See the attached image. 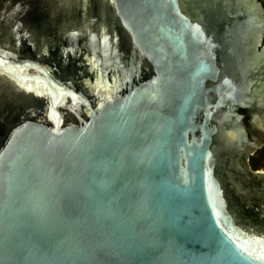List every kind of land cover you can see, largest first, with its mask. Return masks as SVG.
<instances>
[{"label":"water","instance_id":"95a60500","mask_svg":"<svg viewBox=\"0 0 264 264\" xmlns=\"http://www.w3.org/2000/svg\"><path fill=\"white\" fill-rule=\"evenodd\" d=\"M259 0H0V264H264Z\"/></svg>","mask_w":264,"mask_h":264},{"label":"trees","instance_id":"16d2710c","mask_svg":"<svg viewBox=\"0 0 264 264\" xmlns=\"http://www.w3.org/2000/svg\"><path fill=\"white\" fill-rule=\"evenodd\" d=\"M259 1L264 6V0ZM249 165L253 170H264V146L250 157Z\"/></svg>","mask_w":264,"mask_h":264}]
</instances>
